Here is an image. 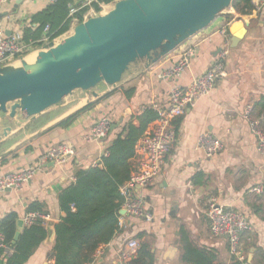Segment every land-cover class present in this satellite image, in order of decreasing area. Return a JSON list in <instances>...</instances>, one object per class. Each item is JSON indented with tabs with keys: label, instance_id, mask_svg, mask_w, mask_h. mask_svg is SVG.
I'll use <instances>...</instances> for the list:
<instances>
[{
	"label": "crops",
	"instance_id": "0c3cea01",
	"mask_svg": "<svg viewBox=\"0 0 264 264\" xmlns=\"http://www.w3.org/2000/svg\"><path fill=\"white\" fill-rule=\"evenodd\" d=\"M84 4L85 0H75L72 13ZM253 4L248 13L239 14L234 7H229L209 26L167 54L157 50L150 57L136 59L119 83L107 84L103 90L96 89L91 98L81 99L82 103L58 105L48 113H42L39 128L28 136L18 137L13 142L10 140L32 122L31 118H26L27 112L34 114L29 108L17 109L15 116H11L10 111L0 115V119L6 121L0 122V175L38 164L49 147L60 143L72 145L76 150L75 155L64 163L51 165L50 161L40 167L32 180L21 188L0 191V220L9 213H15L20 232L27 225L24 223L20 227L19 221H24L32 204H39L51 217L44 224L46 239L24 264H54L50 255L55 233L53 236L49 234L50 222L58 223L62 216L59 196L75 182L76 173L80 169L102 166V156L128 121L133 119L138 125L136 117L146 108L157 110L164 106L175 82L181 85L191 83L227 46V75L218 81L209 95L198 98L194 106L176 119L177 141L165 160L162 172L149 187L136 188L137 195L144 197L153 213V220L122 214L124 224L120 232L110 242L102 244L94 254V261L88 264L115 263L118 253L130 239H137L140 248L143 245L148 247L154 256V264H185L182 259L184 233L196 246L212 250L216 254V264H231L233 258L229 242L211 233L205 215L211 197H216L226 207L240 210L251 220L253 229L243 235L248 261L264 264V259L256 255L253 247L255 244L264 249V191H252L257 186L264 189V157L258 151L257 137L243 116L246 104H252L254 116L260 119L264 129V107L256 106L264 98V0H253ZM48 6L46 0H10L0 6V22L8 36L18 33L24 36V29L34 30L39 26L33 18ZM93 14L98 12L91 8L85 19ZM234 22H240L241 28H247L236 47L232 46L230 31ZM78 24L74 19L70 30ZM224 26L228 29V40L220 33ZM44 41L51 43L46 38ZM191 45H196L197 51L181 77L177 81L161 78L160 74ZM36 50L9 62L3 67L4 71L21 68L24 63L34 64L42 54ZM92 102L96 103L81 113L74 123L66 127L58 125ZM105 115L111 118L114 129L103 140L86 142V133ZM154 124L155 121L146 132ZM203 133H211L224 143V147L211 157L199 148L198 141ZM140 142L141 138L131 160L133 170L141 157L138 151Z\"/></svg>",
	"mask_w": 264,
	"mask_h": 264
},
{
	"label": "water",
	"instance_id": "95a60500",
	"mask_svg": "<svg viewBox=\"0 0 264 264\" xmlns=\"http://www.w3.org/2000/svg\"><path fill=\"white\" fill-rule=\"evenodd\" d=\"M231 3L232 0H117L108 13L89 17L76 25L71 35L56 44L49 43L50 48L34 64L24 63L21 68L7 71L0 68V111L9 112L7 103L20 100L12 105L11 116L21 107L37 114L76 89L89 90L101 82L116 85L136 59L150 57L157 50L164 54L173 51L209 26ZM237 23L230 28L233 47L247 32ZM125 213L120 210V214ZM56 224L50 222L51 236ZM23 225L24 221H19V226ZM19 234L20 231L15 239Z\"/></svg>",
	"mask_w": 264,
	"mask_h": 264
},
{
	"label": "trees",
	"instance_id": "16d2710c",
	"mask_svg": "<svg viewBox=\"0 0 264 264\" xmlns=\"http://www.w3.org/2000/svg\"><path fill=\"white\" fill-rule=\"evenodd\" d=\"M114 1L116 0H97L89 5L76 7L72 13V9H75L73 7L75 0H55L47 9L34 16L33 22L39 23V26L34 30L24 29L23 39L25 42L38 41L36 46L39 48L45 45L44 38L53 42L67 33L74 19L78 23L84 22L91 8L99 13L104 4ZM231 6L240 13H248L253 9L254 4L253 0H232ZM46 27H48L47 32H45ZM128 94L131 95L130 92ZM95 103H89L58 125L69 126ZM256 106L264 107V98ZM136 118L138 125L131 119L111 142L106 154L101 158L102 166L80 169L76 173L75 182L60 194L62 216L55 226L52 249L54 264L91 263L94 261L97 249L102 244L110 242L116 233L120 232V210L125 200L121 188L133 171L131 160L136 154V144L146 133L149 125L158 119V112L148 107ZM29 210V212L49 214L39 204H32ZM18 231V216L15 213H9L0 220L3 242L13 248L10 255H6L5 250L0 248V264H24L47 237V230L40 220L25 226L15 239ZM253 247L256 248V255L263 260L264 249L255 244ZM183 248L182 259L185 264H216V254L212 250L196 246L186 233H184ZM133 263L154 264V256L146 245L141 246ZM231 264L241 263L233 259Z\"/></svg>",
	"mask_w": 264,
	"mask_h": 264
},
{
	"label": "built area",
	"instance_id": "2783aa9c",
	"mask_svg": "<svg viewBox=\"0 0 264 264\" xmlns=\"http://www.w3.org/2000/svg\"><path fill=\"white\" fill-rule=\"evenodd\" d=\"M10 0H0V6ZM49 4L55 0H46ZM97 0H85L84 5H89ZM232 7V6H231ZM230 7V8H231ZM48 30V27L45 29ZM220 33L228 40V29L224 26ZM36 42L31 40L25 42L23 35L18 33L8 36L0 22V68L9 62L22 58L35 49H38ZM229 47L221 50L218 56L211 62L210 66L202 74L194 77L188 85H181L177 82L168 92L167 103L157 109L158 119L154 127L148 130L141 138L138 151L141 154L136 168L132 171L129 180L121 188L125 198L121 209L125 215L132 218L152 221L154 216L147 207V202L142 195H137L136 188L149 187L154 179L162 172L165 160L172 151L177 141L176 119L189 108L195 105L198 98L209 95L220 79L227 75L226 60L229 55ZM196 45L185 49L178 57V60L167 67L161 74V78H172L176 81L190 65L191 58L196 54ZM253 105L246 104L243 116L248 121L251 131L257 137L258 151L264 157V129L261 127L260 119L253 113ZM112 127V120L105 115L100 117L85 135L86 142H96L108 136ZM199 148H202L208 157L217 154L224 143L221 138L211 133H203L198 141ZM76 150L72 145L60 143L48 148L40 157L38 164L22 167L19 170L11 171L0 175V191L21 188L30 182L40 167L50 161L64 163L68 157L75 155ZM253 192H263L262 186L252 189ZM205 215L210 223L211 233L217 238H224L229 242V251L233 259L241 264H250L248 252L243 241V235L253 229L251 220L240 210L226 207L219 203L216 197H211L205 209ZM50 214H40L37 211L28 212L24 217L25 225H32L39 220L46 223ZM124 220L122 214L119 220L120 228ZM0 248H3L6 255L13 252V248L3 242L0 234ZM140 244L137 239H130L124 248L118 253L113 264H134L138 256Z\"/></svg>",
	"mask_w": 264,
	"mask_h": 264
},
{
	"label": "rangeland",
	"instance_id": "374dc122",
	"mask_svg": "<svg viewBox=\"0 0 264 264\" xmlns=\"http://www.w3.org/2000/svg\"><path fill=\"white\" fill-rule=\"evenodd\" d=\"M115 3H116V1L115 2H113V3H111V4H109V5H104L103 6V8H102V11H101V13H98L97 15H89L88 17H87V19L89 18V17H95V16H98V15H101V14H106V13H108L114 6H115ZM224 13V12H223ZM222 13V14H223ZM239 14H240V12H238ZM86 20V19H85ZM73 28V27H72ZM74 30V29H73ZM73 30L71 29V30H69V32L66 34V35H63V36H61V37H59L56 41H55V43L54 44H56V42L58 43V42H60L63 38H65V37H67V36H69V35H71L72 33H73ZM49 44V43H48ZM47 44V42L45 43V45H43V46H41V47H39V49H40V51H41V53H44L47 49H48V47H49V45ZM39 49H37V50H39ZM100 85H102V86H100ZM98 87H95V88H92V89H89V90H83V89H76V90H74L72 93H70L67 97H65L60 103H58V104H56V105H53V106H51L50 108H48V109H46L45 111H43V112H40V113H38V114H31V113H28L27 112V117L26 118H31L32 119V122H29V124L26 126V128H24L22 131H21V133L18 135H15V136H13L12 138H10V140L13 142V141H15V140H17V138L19 137V138H21V137H24L25 135L26 136H28V134L30 133H33L36 129H38L39 128V124L42 122V113H48L49 112V110L50 109H54V107L56 108V106H58V105H72V104H77V103H82V101H80L81 99H83V98H86V99H88V98H91L92 97V95L94 94L93 92H95L96 91V89H97V91H99V90H103L104 88H102V87H106L105 85H107V84H104V83H101ZM17 101H20V100H16V101H11V102H8L7 103V107H8V109H9V111H10V109H11V107H12V105L15 103V102H17ZM58 108V107H57ZM52 111V110H51ZM4 113L5 112H3V111H0V115L2 116V115H4ZM6 122L5 121V119H0V122ZM14 126V125H13Z\"/></svg>",
	"mask_w": 264,
	"mask_h": 264
},
{
	"label": "bare ground",
	"instance_id": "6f19581e",
	"mask_svg": "<svg viewBox=\"0 0 264 264\" xmlns=\"http://www.w3.org/2000/svg\"><path fill=\"white\" fill-rule=\"evenodd\" d=\"M239 23H240V22H238L237 24H239ZM240 24H241V23H240ZM39 50H40V49H39ZM36 51H38V50H36ZM34 52H35V51H34ZM34 52H32V53H34ZM32 53H31V54H32ZM31 54H30V55H31ZM28 58H29V57H28ZM28 58H27V59H28ZM24 60H25V58H24ZM25 62H26V60H25ZM27 62H28V60H27ZM20 65H21V64H20ZM20 65H19V66H20Z\"/></svg>",
	"mask_w": 264,
	"mask_h": 264
}]
</instances>
